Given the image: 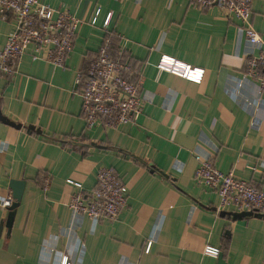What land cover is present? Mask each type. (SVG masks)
<instances>
[{"label":"crops","instance_id":"obj_1","mask_svg":"<svg viewBox=\"0 0 264 264\" xmlns=\"http://www.w3.org/2000/svg\"><path fill=\"white\" fill-rule=\"evenodd\" d=\"M42 1L81 25L64 69L33 60L29 46L15 76L0 74L1 115L20 125L0 121V264H58L62 256L71 264H217L205 247L225 264H264V218L221 215L239 212L219 210L217 194L194 181L199 157L264 191V92L244 77L259 51L240 24L187 0ZM108 14L113 54L140 81L142 113L132 125L87 128L76 79L105 37ZM250 24L264 44V0H253ZM14 29L12 16L0 20V51ZM162 57L202 70L201 81L158 69ZM100 168L125 184L126 207L113 221L72 216L77 188L66 181L89 192ZM11 180L25 186L8 233Z\"/></svg>","mask_w":264,"mask_h":264},{"label":"built area","instance_id":"obj_2","mask_svg":"<svg viewBox=\"0 0 264 264\" xmlns=\"http://www.w3.org/2000/svg\"><path fill=\"white\" fill-rule=\"evenodd\" d=\"M253 0H187L188 6L200 11L217 7L226 18H234L244 33L245 39L259 51L245 63L244 77L253 81L257 93L264 92V44L261 36L250 24ZM12 16L14 31L7 37L0 51V74L13 77L21 57L30 46L33 60L45 61L64 69L71 53L81 21L74 15L51 8L42 0H0V20ZM99 10L90 21L95 26ZM111 14L105 18L102 28L105 37L86 74L78 76L76 84L81 85L80 115L87 128L97 123L106 128L132 125L142 113L143 99L140 81L131 79L129 62L122 56L113 54L112 39L108 34ZM158 69L193 83H199L203 71L162 57ZM198 168L194 181L199 186L213 191L219 198V210L232 209L236 212H252L264 217V191L254 189L250 184L235 179L232 172L222 173L210 161L196 157ZM77 188L71 196L68 209L72 216H84L94 221L117 219L127 203V189L117 173L111 168H100L96 173L95 187L84 192L79 183L66 181ZM42 190L49 187V179L41 181ZM11 203L8 199L7 207ZM148 243L146 251L149 250ZM203 254L218 257L219 250L205 247ZM58 264H71L67 256H62Z\"/></svg>","mask_w":264,"mask_h":264},{"label":"water","instance_id":"obj_3","mask_svg":"<svg viewBox=\"0 0 264 264\" xmlns=\"http://www.w3.org/2000/svg\"><path fill=\"white\" fill-rule=\"evenodd\" d=\"M0 121L4 124L8 125V126L15 128V129H20V125H17L15 123L9 121L5 117H3L1 115V112H0ZM30 129H33V127H30ZM24 186H25L24 181L11 180L9 183V189L12 191L13 202L10 205V207L8 208V215H7V220L5 223V227L8 230V233L11 230L13 218L15 216V211H16V209H17V207L21 201L23 191H24ZM223 214L226 216H229L232 220H236L238 218H244V217H254V216L260 217L259 215L254 214L252 212H240V213H224V212H222L221 215H223ZM217 264H225L221 255H218V257H217Z\"/></svg>","mask_w":264,"mask_h":264}]
</instances>
